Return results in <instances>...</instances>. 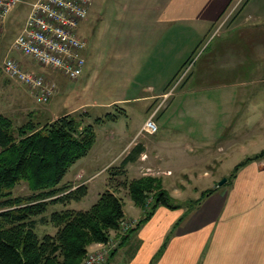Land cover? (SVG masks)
<instances>
[{"label":"crops","instance_id":"obj_1","mask_svg":"<svg viewBox=\"0 0 264 264\" xmlns=\"http://www.w3.org/2000/svg\"><path fill=\"white\" fill-rule=\"evenodd\" d=\"M25 1L28 6L27 17L33 0ZM108 1L110 7L96 15L101 20L108 18L104 21L112 24L109 27L118 43L110 54L111 70L116 75L122 73L120 77L124 76L127 81L138 84L139 89H134L133 96H118L105 102L93 97L87 98L81 101L80 106L85 105L100 116L104 115L100 112L101 108L110 109L112 105H118L121 115H127L122 104L128 103L127 101L147 100L149 102L144 108L142 125L153 101L167 91L175 74L192 55L195 47L211 33L214 23L230 8L234 0ZM240 3L243 4L234 18L235 25H241L248 19L264 20V0H244ZM94 6L96 3L93 2L88 18L82 22L84 25L90 21V15L96 13ZM25 20L26 18L20 22L19 32ZM167 32L172 37L163 44V34ZM85 39L87 44L84 55L93 58L96 55L97 58L101 56L92 55L89 40ZM226 39H219L213 45L214 53L207 57L205 65L196 68V72L200 69L201 77L209 78L214 74L218 79L194 85L196 75L192 71L189 79L176 90V95L173 93L172 96H177L176 100L172 99L166 109L162 110L163 113L170 111V117L176 124L173 128L174 138L168 142L163 141L160 112L157 121L160 122L158 130L161 129V135H158L157 130L154 134L141 137L137 144L142 146V150L127 165L128 174L132 168L136 170V165L141 162L148 167L158 168L162 170L159 175L153 174L154 170L150 168L143 174L158 175L163 179V168L166 170L165 165L169 162L181 165L183 162L189 164L191 156L198 162L206 158L207 168L199 166L197 176L194 177L205 183V187L200 188V196L205 190L212 189V192L193 205L183 204L177 208L157 206L151 217L130 233L106 264H149L162 244L164 250L154 264H264V156L240 166L222 185H218L216 171L210 168V165L222 163L232 151H236L232 150L231 142L234 133L227 130L231 126L237 128L233 125L237 116H246V121L253 127L252 136H245L244 139L238 137L240 149H245L247 142L250 143L247 146L256 145L257 138L264 141V113L256 118V115L251 114L254 109L248 112V108L242 105L243 100L246 102L249 98L257 97L254 96L257 85H261L260 91L264 97L262 41L256 43L255 49L241 47L240 50H235L230 39ZM21 59L24 63H31L24 57ZM213 69H217V72ZM55 74L56 72L53 76ZM30 95L26 90L21 97L30 100ZM238 100L240 103H237ZM36 105L33 102L29 109H35ZM183 116L194 118L190 123L181 125L178 121ZM140 127L136 130V124L132 130L119 129V134L123 137L122 148L113 152L112 158L104 163L114 160L113 155L119 157L129 141L140 131ZM248 128L245 127V130ZM187 138H191L194 144L189 143ZM204 164L206 165H202ZM80 170L86 175L83 182L87 184L89 193L91 185L95 184L91 180L94 181L98 171L89 174L87 167H81ZM106 177L104 176V185ZM176 188L178 187H175L177 194ZM101 191L95 190L96 199ZM133 206L137 208L135 213L126 215L139 219L142 216L141 209Z\"/></svg>","mask_w":264,"mask_h":264},{"label":"rangeland","instance_id":"obj_2","mask_svg":"<svg viewBox=\"0 0 264 264\" xmlns=\"http://www.w3.org/2000/svg\"><path fill=\"white\" fill-rule=\"evenodd\" d=\"M36 0H33V2ZM244 1V0H242ZM25 0H22L18 2L15 7L8 13V15L5 17L4 21L0 23V113L6 114L10 116L13 121L16 124H21L24 122L27 117L29 116V112H33L30 115L34 117L35 120L39 121H46L47 119H54L64 113L66 111L73 110L72 112H68L70 114H88L89 118L92 120L97 115L87 108V106H80L81 101L87 98L93 97L95 100H101L103 102L110 100L112 98L116 97H123V96H133L135 94L134 89L138 90L139 86L138 84L131 83L129 80L127 81L126 78L120 77V74L118 75L114 74L111 70V51L116 43V38L114 39L112 36V31L110 27L112 24L107 23L108 18H104L103 20L99 19V16L96 15L97 12L99 14L107 9L110 4V2L103 1V0H93L94 4L96 3L95 10L96 13L94 15H90V21L84 25V23H81V32L80 34L83 35L85 38H88L89 45L92 47V55L99 54L101 56L97 55L95 58L85 56V65L83 68L82 74L77 79H70L60 71L54 70L56 72L55 76H53V70L48 66H43L38 64L36 61L32 60L30 57L24 56L18 49H16L13 46L15 37L18 34V28L20 25V22L22 23L23 20L26 18V10L28 9L27 4L25 3ZM109 3V4H108ZM243 3L236 4V0L230 5V8L227 9V11L222 15V17L214 23L212 26L211 33L207 35L203 39V41L200 43L198 47H195V50L191 53L192 55L188 57V59L184 62L182 67L178 70V72L175 74L173 80H171V83L167 89V92L171 89V91L168 93V96L165 98L163 96L157 98L153 101L151 104L147 116L145 119L150 115L151 111H153L155 108L157 109L154 119L157 123V126L160 122L157 121V117L159 116L161 112L160 120H162L163 123V141L168 142V140H172L174 138L173 134V128H175L176 124L173 121V118L170 117V111L164 112L166 107L170 104V102L173 100H176L177 96H172L173 93L176 95V90H178L181 85H183L191 75L192 71H194L196 75V80L193 82L198 85H201L204 82H213L216 81L218 78L217 75L212 74L209 78L201 77L200 69L196 68L199 66L205 65V62L208 60L207 57L214 53L213 45L219 40L223 39H230L231 44L234 45L235 50H240L241 47H244V49L252 50L255 49L256 43L261 42L264 47V20L259 19H248L244 22H242L241 25H235V16L236 13L239 12V8L241 7ZM31 7V5H30ZM30 11V10H29ZM104 15V14H103ZM96 18V19H95ZM106 20V21H104ZM234 20V22H232ZM110 26V27H109ZM233 27V28H231ZM93 30V31H92ZM228 30V31H227ZM171 33L167 32L165 35L163 34V44H165L172 36ZM116 36V35H115ZM226 39V40H227ZM239 53V52H236ZM240 54V53H239ZM7 57L15 58L20 62L21 65L24 66V68H30L35 72L41 73L47 77L51 83H54L55 91L51 95L48 101L42 102L38 100L37 97H35L30 92V100L28 98H23L22 93L26 90H28L24 85H21L20 83L16 82L15 79L8 77L6 74L3 73L1 69V64L4 59ZM28 59L31 63H27L24 61L22 62L21 58ZM21 59V60H20ZM95 59V60H94ZM145 62V60H144ZM143 62V63H144ZM191 62V67L185 74L183 78H180V75L182 74L183 70L187 66V64ZM248 65V64H247ZM217 72V69H213ZM114 71H120L118 69H114ZM238 71L235 73L237 74ZM89 77V78H88ZM54 79V80H53ZM179 79V80H178ZM202 79H206L203 81ZM178 80L179 83L176 87L175 81ZM26 88V89H25ZM261 85H257V91L254 96L257 95V97H254V99L249 98L246 102L244 100L242 101L243 107L248 108V112H251L253 109L254 111L251 112L256 118L259 117L260 114H263V108H264V97L260 91ZM263 91H264V84H263ZM166 90L163 93H167ZM176 92V93H175ZM172 93V94H171ZM19 94V95H18ZM32 99V101H31ZM200 99V98H199ZM163 100V101H162ZM36 103L35 109H29L30 104ZM128 103L122 104L121 106L126 109L127 115H121V109L118 105H112L110 109L108 108H101V113H107L108 111L112 112L113 114H119L120 117H117V119L114 120H104V122L100 123L95 127L96 130V140L93 144L91 150L89 153L85 156H83L81 159L77 160L71 167V169L68 170V172L65 174L62 182H68L71 183L73 186L85 183L84 175L80 168L81 167H87L89 174L94 173L96 170L98 173L95 174V179L92 181V183H95L94 185H91V191L88 193L85 197H83L80 201L75 202L72 201L69 203V206L75 209H87L93 202L96 200V194L95 190H103L107 186V178L105 179L106 184L104 185V176H107V168L110 166L118 165L120 163V159L126 155L131 148L140 141V138L143 136H148L150 134H147L145 132L140 133L138 131L136 136L133 137L127 147L120 153V156H116L113 158L109 163H104L110 158H112L113 152H115L117 149L122 148V138L119 134V129L124 128L128 130L135 129L136 124L137 128L139 130V126L142 119L144 118V108L147 106V103L149 101L147 100H134V101H127ZM199 102V101H198ZM237 103H240L238 100ZM189 107V106H187ZM163 110V111H162ZM170 110V109H169ZM56 114V115H54ZM56 116V117H55ZM191 116H183L178 123L181 125H184L185 123H190L192 121ZM144 119V121H145ZM247 117L243 115H239L236 117L233 125H236L238 128L239 126H242L237 131L234 128V126H231L228 131H232L234 133V136L231 137V142L233 145L232 154L225 158L222 163L218 165H210V168L212 170H215V175L217 176L216 182L220 181L223 178H229L231 174L234 171V167L237 163H239L241 160L245 159V157L256 154L260 150L264 149V141H260L259 138L256 140V145L254 146H247L250 145L249 142H247L245 149H240L239 147V140L238 137H241L244 139L245 136H252L253 132L251 131L253 127H250L251 123L248 124V120L246 121ZM252 117H250V120ZM89 121V119H88ZM144 123V122H143ZM142 123V124H143ZM183 123V124H182ZM246 123V124H245ZM249 128H248V126ZM245 127L248 128V130H245ZM141 129V127H140ZM233 129V130H232ZM161 131L158 130V135ZM236 131V132H235ZM120 135V136H119ZM183 138V137H181ZM126 139V138H125ZM179 139V138H178ZM187 141L189 143H193V140L191 138H187ZM124 142V140H123ZM103 146H109L111 148L108 149L104 148ZM120 146V147H119ZM107 152H105V151ZM245 150V151H243ZM111 153V154H110ZM109 155V157H108ZM189 158V157H184ZM203 160V159H202ZM196 160L190 157L189 164L186 162H183V164L179 165L176 163L169 162V164L165 165L167 166L166 170L163 168V185L167 189V192L171 199L175 201L176 203L180 204L182 206L183 204H188L190 201L197 200L200 197V188H204L205 183L204 181H198L194 176H197L199 166H207V160L206 158L203 160ZM79 161V162H78ZM78 162V163H77ZM203 163H206V165H202ZM201 164V165H200ZM209 166V165H208ZM149 168L153 171V174L161 173L162 170L158 168H151L143 164L142 162L140 164L136 165L135 168H132L130 171V174H128V177L132 176H140L143 173L147 172V169ZM182 168V169H181ZM207 168V167H206ZM209 168V167H208ZM181 169V170H179ZM170 171V172H169ZM165 173V174H164ZM194 174V175H193ZM167 175L168 178H165ZM80 176V177H79ZM205 180V179H203ZM199 182V183H198ZM86 184V183H85ZM87 185V184H86ZM88 187V186H87ZM175 187H178L176 190L178 193L175 192ZM14 194L18 195H24L27 194L28 187L25 183L21 182L18 185L15 186ZM117 194L121 196L124 202V209L126 211V214H134L136 207L134 208V204L131 201V199L128 196L127 190L125 187H119L117 190ZM61 204L52 205L48 208L47 214L48 217L50 213L55 209H61ZM142 212V211H141ZM124 219H130L137 222V218L133 216H125ZM36 232L41 235L44 232H54L55 227L50 222L46 223H39L36 226ZM119 234V230H111L109 237L114 239ZM109 240V239H108ZM99 242L92 243L88 246L89 251H94L95 249L99 248L98 245ZM87 254V253H86ZM86 256V255H85ZM84 261V258L82 262Z\"/></svg>","mask_w":264,"mask_h":264},{"label":"trees","instance_id":"obj_3","mask_svg":"<svg viewBox=\"0 0 264 264\" xmlns=\"http://www.w3.org/2000/svg\"><path fill=\"white\" fill-rule=\"evenodd\" d=\"M31 113L21 124L0 113V264H82L90 244L106 242L111 230H119L126 216L123 199L117 194L121 186L141 209L142 216L121 235L107 262L157 206H180L169 196L161 176L128 177V163L142 150L136 144L118 165L107 168V186L95 202L87 209L72 208L69 203L85 197L88 187L62 180L70 167L91 150L96 140L95 127L118 115L107 112L91 120L88 114L67 113L42 122ZM262 156L264 149L246 157L235 165L231 176L243 164ZM21 182L29 192L14 194L13 189ZM211 192L212 189L205 190L188 205L200 202ZM56 204L62 208L53 210L48 217V208ZM46 222L52 223L55 231L39 235L37 224ZM163 250L162 244L149 264H154Z\"/></svg>","mask_w":264,"mask_h":264},{"label":"built area","instance_id":"obj_4","mask_svg":"<svg viewBox=\"0 0 264 264\" xmlns=\"http://www.w3.org/2000/svg\"><path fill=\"white\" fill-rule=\"evenodd\" d=\"M20 1L22 0H0V23ZM241 1L236 0V4ZM92 4L93 0H36L32 2L25 23L15 37L13 46L38 64L60 71L70 79H77L85 65L84 51L87 44L86 39L79 34V27L88 18ZM191 66L189 62L179 79L185 76ZM1 69L4 74L24 85L42 102L48 101L55 91L54 83H51L45 75L30 68H24L15 58L4 59ZM178 80L175 81L174 87L179 83ZM169 92L161 97L166 98ZM156 111L155 108L145 119L140 133L154 134L157 132L158 126L154 119ZM135 223L133 219H123L118 236L114 239L109 238L106 242H99V248L87 252L82 264H105L112 250L119 245L121 235L134 227Z\"/></svg>","mask_w":264,"mask_h":264},{"label":"water","instance_id":"obj_5","mask_svg":"<svg viewBox=\"0 0 264 264\" xmlns=\"http://www.w3.org/2000/svg\"><path fill=\"white\" fill-rule=\"evenodd\" d=\"M225 181H226V178L221 179L220 181H218V185H222Z\"/></svg>","mask_w":264,"mask_h":264}]
</instances>
